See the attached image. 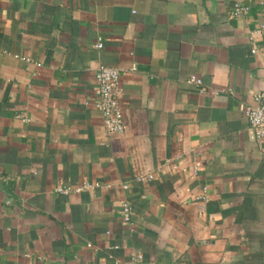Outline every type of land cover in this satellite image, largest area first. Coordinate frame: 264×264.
Segmentation results:
<instances>
[{
	"label": "crops",
	"instance_id": "0c3cea01",
	"mask_svg": "<svg viewBox=\"0 0 264 264\" xmlns=\"http://www.w3.org/2000/svg\"><path fill=\"white\" fill-rule=\"evenodd\" d=\"M263 4L0 0V264H264V146L245 115ZM101 64L121 71L122 133L95 105ZM83 180L110 185L56 190Z\"/></svg>",
	"mask_w": 264,
	"mask_h": 264
},
{
	"label": "built area",
	"instance_id": "2783aa9c",
	"mask_svg": "<svg viewBox=\"0 0 264 264\" xmlns=\"http://www.w3.org/2000/svg\"><path fill=\"white\" fill-rule=\"evenodd\" d=\"M250 10L248 4L236 2L234 4L233 13H247ZM264 13V4H263ZM264 31V19L254 29V32ZM96 47L103 48L104 40L102 36H99L96 43ZM256 51V48H253ZM28 59V58H27ZM40 63H38L39 65ZM97 79V93L95 98V105L100 110L106 130L110 134L122 133L126 129V121L124 111L121 103V97L123 93V86L121 83V71L118 67L108 64H101L95 72ZM190 83L195 84L201 91L206 89L203 79L197 73H192L188 77ZM22 116L24 120H29V117L24 114H18ZM245 115L247 116L251 126L253 127L258 141L264 146V90L259 91L255 96V102H250L245 106ZM196 172L199 170L198 166H195ZM154 174L152 173H138L136 175L137 180L152 179ZM109 186L110 184H102L100 181L83 180L75 185L57 186L56 190L64 193H68L71 189L81 191L83 189H89L95 186ZM124 187L128 184L124 183ZM199 199L208 200L206 190L196 196ZM121 212L124 221L132 223L133 219V206L130 200L125 199L121 204ZM88 245H93L91 242ZM112 247H118L117 244ZM114 264H121L120 260H115ZM124 264H145L144 255L142 252L132 250L129 253L127 260Z\"/></svg>",
	"mask_w": 264,
	"mask_h": 264
}]
</instances>
